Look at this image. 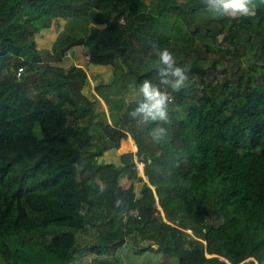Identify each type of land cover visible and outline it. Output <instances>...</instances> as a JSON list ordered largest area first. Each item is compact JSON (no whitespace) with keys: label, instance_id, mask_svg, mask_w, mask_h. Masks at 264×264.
I'll use <instances>...</instances> for the list:
<instances>
[{"label":"trees","instance_id":"1","mask_svg":"<svg viewBox=\"0 0 264 264\" xmlns=\"http://www.w3.org/2000/svg\"><path fill=\"white\" fill-rule=\"evenodd\" d=\"M251 5L254 14L232 18L202 0H0V264H123L126 244L162 264H264V0ZM149 6L177 34L153 45L189 76L179 92L160 85L172 103L159 144L155 123L134 120L121 96L107 98V112L83 92L85 69L54 63L39 39L97 10L123 25L124 42L91 47L89 61L120 56L137 84H159L153 45L130 19ZM129 136L136 152L99 161Z\"/></svg>","mask_w":264,"mask_h":264},{"label":"crops","instance_id":"2","mask_svg":"<svg viewBox=\"0 0 264 264\" xmlns=\"http://www.w3.org/2000/svg\"><path fill=\"white\" fill-rule=\"evenodd\" d=\"M156 17L157 9L149 6L139 10L130 18L135 34L146 47L177 36L174 30L162 28ZM112 21L99 11L92 10L82 16L68 17L58 28L45 29L39 36L40 44L50 48L58 57L54 63L66 65L73 63L86 69L87 79L83 92L91 98L98 97L107 110L106 100L113 96H121L124 102L129 103L131 95L129 85L137 84L138 79V74L129 72L120 56L113 57L110 63H93L88 60L91 47L116 52L122 46L123 25L113 26ZM130 105L135 108L134 103ZM116 118H118L117 114H115ZM128 139L131 150L137 149L134 140ZM125 146H127L126 142L121 148ZM118 159L120 161V156Z\"/></svg>","mask_w":264,"mask_h":264},{"label":"clouds","instance_id":"3","mask_svg":"<svg viewBox=\"0 0 264 264\" xmlns=\"http://www.w3.org/2000/svg\"><path fill=\"white\" fill-rule=\"evenodd\" d=\"M202 3L209 13L218 17L227 16L236 18L254 14V9L251 7V0H202ZM122 16H125L124 23H126L127 14H123ZM152 47L155 50L154 55L156 58L152 67L156 70L157 76L159 77V84L154 83L150 79H144L142 83L129 85V92L131 95L128 102L130 104H135V108L130 112V116L134 120L140 124L155 123V127L151 129L150 135L152 140L159 144L166 141L169 135V130L164 125L170 122L169 107L172 103V97L168 94V91L162 89L160 85L166 86V88L171 89L173 92H179L188 86L189 76L188 71L177 64V59L171 50L168 48L161 49L156 45ZM88 60H90L89 55ZM106 111L109 112L107 109ZM128 138H131V136ZM122 142L121 146L124 143ZM105 152L98 157L99 161L114 162L101 159V157L105 155ZM137 161L138 159H136V162ZM118 163H120V161ZM138 163L139 162H137V169ZM142 164L145 166L144 162H142ZM145 179L148 180L146 177ZM99 190L101 192L105 190L103 184H100ZM114 204L115 208L121 209V212H123L124 207H126L125 200L120 197H117Z\"/></svg>","mask_w":264,"mask_h":264},{"label":"rangeland","instance_id":"4","mask_svg":"<svg viewBox=\"0 0 264 264\" xmlns=\"http://www.w3.org/2000/svg\"><path fill=\"white\" fill-rule=\"evenodd\" d=\"M251 7L253 8L252 5H251ZM254 21L256 22L257 19H255ZM131 73H135V72H131ZM128 140H125L127 146L120 148V149L107 150V152H105L104 157L103 158L101 157V159H103L104 161L119 162V159H118L119 156L123 152L128 151L129 149L131 150ZM136 150L137 149H134L133 151L135 152ZM106 156H109V157L107 158ZM137 162H139L138 163V173L140 176H144V178H145L146 177L145 166L142 164V162L139 159ZM121 182L124 185L129 184V180L127 177H123L121 179ZM135 185L137 187L136 189L139 190L141 183L135 182ZM118 255H119L121 261L123 262V264H162L163 263L162 261L164 260V256L162 254L155 253L152 251H145L144 253L136 254V252L133 251L132 247L129 244H126L123 247H121L118 250ZM90 258H91V254H89V253L85 254L84 259L89 260ZM256 264H258V263H256Z\"/></svg>","mask_w":264,"mask_h":264},{"label":"built area","instance_id":"5","mask_svg":"<svg viewBox=\"0 0 264 264\" xmlns=\"http://www.w3.org/2000/svg\"><path fill=\"white\" fill-rule=\"evenodd\" d=\"M120 22H122V23L125 22V16H122V17L120 18ZM21 72H23V68H22V67L19 68V72H18V73H21ZM130 213L134 214L135 216L138 215V212H137V210H135V209L130 210Z\"/></svg>","mask_w":264,"mask_h":264},{"label":"water","instance_id":"6","mask_svg":"<svg viewBox=\"0 0 264 264\" xmlns=\"http://www.w3.org/2000/svg\"><path fill=\"white\" fill-rule=\"evenodd\" d=\"M21 76H23V74Z\"/></svg>","mask_w":264,"mask_h":264}]
</instances>
